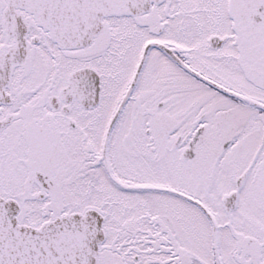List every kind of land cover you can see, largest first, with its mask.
Here are the masks:
<instances>
[{"label":"snow or ice","instance_id":"6c2138e0","mask_svg":"<svg viewBox=\"0 0 264 264\" xmlns=\"http://www.w3.org/2000/svg\"><path fill=\"white\" fill-rule=\"evenodd\" d=\"M0 264H264V0H0Z\"/></svg>","mask_w":264,"mask_h":264}]
</instances>
